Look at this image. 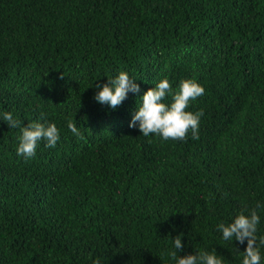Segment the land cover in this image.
<instances>
[{
  "label": "trees",
  "instance_id": "16d2710c",
  "mask_svg": "<svg viewBox=\"0 0 264 264\" xmlns=\"http://www.w3.org/2000/svg\"><path fill=\"white\" fill-rule=\"evenodd\" d=\"M121 71L139 93L97 102ZM164 78L205 89L187 109L203 110L198 139L129 127ZM4 112L60 139L18 156L0 120V264H175L177 235L178 255L241 264L247 240L217 226L252 209L264 235V0H0Z\"/></svg>",
  "mask_w": 264,
  "mask_h": 264
},
{
  "label": "clouds",
  "instance_id": "9594fccd",
  "mask_svg": "<svg viewBox=\"0 0 264 264\" xmlns=\"http://www.w3.org/2000/svg\"><path fill=\"white\" fill-rule=\"evenodd\" d=\"M99 90L94 94V99L107 104L111 108L118 107L126 98L128 93H139V85L135 79L129 77L127 72L121 71L114 78H108V82L102 87L95 85ZM205 89L194 79H183L178 85V91L173 90L167 78L161 79L154 87L149 88L140 97L137 111L132 116L129 127H136L137 122L140 132L147 137L154 134L163 140H186L191 133L193 139L199 138V123L204 115L203 110L195 113L188 111L192 101L202 96ZM172 97L171 103H164V99ZM0 120L7 123L9 128H19L17 155L25 158L35 156L38 145L45 142L46 147H55L60 139V130L55 123H42L32 121L23 125L22 122L14 118L11 112H4L0 115ZM67 128L77 136L80 130L71 120L67 122ZM257 207H260L257 204ZM260 216L256 209H252L249 214L243 212L237 214L232 222L220 223L217 231L222 233L224 241L233 240L244 244L247 240L246 248L242 251L243 258L241 264H261L260 248L264 246V235L257 236ZM174 251L170 252V257L175 264H223L222 259L217 255L215 249L211 252L197 251L194 254L178 255L183 248L181 235L173 239Z\"/></svg>",
  "mask_w": 264,
  "mask_h": 264
}]
</instances>
